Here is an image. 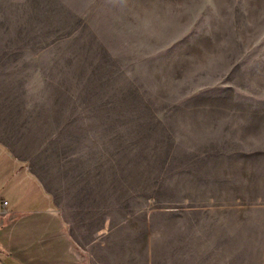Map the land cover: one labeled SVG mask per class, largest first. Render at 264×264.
<instances>
[{
    "label": "rangeland",
    "instance_id": "1",
    "mask_svg": "<svg viewBox=\"0 0 264 264\" xmlns=\"http://www.w3.org/2000/svg\"><path fill=\"white\" fill-rule=\"evenodd\" d=\"M0 80L86 264H264V0H0Z\"/></svg>",
    "mask_w": 264,
    "mask_h": 264
},
{
    "label": "crops",
    "instance_id": "2",
    "mask_svg": "<svg viewBox=\"0 0 264 264\" xmlns=\"http://www.w3.org/2000/svg\"><path fill=\"white\" fill-rule=\"evenodd\" d=\"M7 85L0 80V86ZM7 98L0 91V101ZM20 109L0 112V264H86L55 194L38 170L37 162H55L50 148L39 133L24 130ZM25 112L31 114V108ZM116 262L153 264V257L137 262L128 255Z\"/></svg>",
    "mask_w": 264,
    "mask_h": 264
},
{
    "label": "built area",
    "instance_id": "3",
    "mask_svg": "<svg viewBox=\"0 0 264 264\" xmlns=\"http://www.w3.org/2000/svg\"><path fill=\"white\" fill-rule=\"evenodd\" d=\"M8 204V201L4 202V205L6 206ZM0 245H1V239H0Z\"/></svg>",
    "mask_w": 264,
    "mask_h": 264
}]
</instances>
